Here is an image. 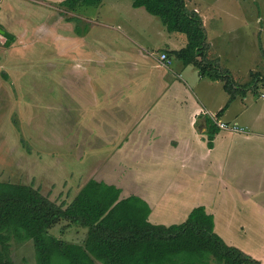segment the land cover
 <instances>
[{"label":"rangeland","instance_id":"374dc122","mask_svg":"<svg viewBox=\"0 0 264 264\" xmlns=\"http://www.w3.org/2000/svg\"><path fill=\"white\" fill-rule=\"evenodd\" d=\"M24 2L42 11L40 9L42 6H38L39 4L26 0ZM186 2L189 9L196 7L208 16L203 25L210 60L217 61L222 70H228L236 83L241 86L252 83L251 72L264 75V0H186ZM59 4H50V10L56 21L52 23L59 24L58 30L61 34L74 35L75 25L78 24L77 34H84L85 29L91 32V48L86 52L92 61L99 62L101 51L113 57L108 59L107 64H103L105 60L102 61V68L97 66L98 78L94 79L89 69L87 78L80 79V85L75 89L79 94L78 99L72 93L67 95L68 81L66 79L69 77L65 71L69 70L68 58H56L52 53L54 48L51 42H43L45 39L38 42L41 36L32 38V35L27 34L22 41L25 49L19 44L14 46L10 44L5 47L3 43L5 38L0 35L2 42L0 43L2 59L0 64V181L32 186L50 201L67 206L74 200L86 181L101 177L107 178V181H114L112 177L118 175L111 170L101 171L98 163L102 162V159L99 157L101 155L95 154L96 148L91 150L83 148L81 144H74L76 140L89 141L87 137L93 127L91 113L97 111L93 109L91 103L84 104L83 107L77 99L82 98L92 102V93L98 101L102 99L101 109L104 111L106 103L103 86L117 82L116 79L123 82L127 78L126 71L130 73L131 60L118 54L145 50L154 57H160L162 49L167 48L164 44L168 36L180 34L170 33L163 21L149 14L145 8H134L133 0H106L98 5L81 7L76 13L66 10ZM219 7L221 9H218ZM44 12L47 13L46 10ZM46 16L44 14V17ZM24 18L26 15L15 10H8L2 14L1 19L2 22L6 20L16 26L21 24ZM73 18H76L75 21ZM42 21L38 16L32 19L35 28ZM28 24H31V21H28ZM2 28L0 30L11 32L7 26ZM27 30L30 29L26 28ZM20 31L22 29L16 30V33ZM177 36H172L171 40L178 44L176 47L180 48L181 40ZM105 52L102 55H105ZM64 55L69 56V53ZM76 57H78L76 60L80 62L88 61V57L82 53ZM117 66H123L124 72L119 71ZM87 85L92 88L88 89ZM258 86V94L253 93V89H249L246 98H237L239 101L231 107V114L235 110L241 111L240 119L232 124L237 123L245 128L248 127V134L252 135L260 129L244 125V123L254 119L256 115H264V83ZM192 89L195 96L202 101L199 88H197L199 91ZM214 94L216 97L219 96L222 102L228 103L229 95L225 92L223 83H216ZM71 100L76 113L85 111L83 115L75 114L73 129L78 123L80 124L72 132L67 123L56 121L68 112ZM56 124L58 129L54 128ZM98 135L101 136V131L96 134V141H98ZM113 157L110 156L107 159L104 157L103 161H111ZM105 168L108 169L107 166ZM134 173L136 172H130L128 175L134 176L136 175ZM138 173L140 176H145L142 182L137 181L141 182L139 183L141 185L135 190L152 191L154 197L160 196L166 190H177L176 187H168L167 182L179 180L182 176L178 169L173 168L163 171L162 175L150 170ZM109 175L112 177L109 178ZM191 175L194 174L189 171L181 178L193 181V186L185 187L186 192L182 196H190V192L194 194L202 189V196L194 199L188 197L187 201H192L193 205L202 206L215 196L214 199L218 203L219 199L216 196L218 187L204 185V182L191 178ZM173 194V196H180ZM231 210L238 211L235 226L244 223L245 227L244 230L235 229V239L248 245H244L242 249L235 243V247L264 264V234H261L264 230V213L251 215L253 210L246 203H242L239 197ZM222 216L223 212L219 210L216 214L219 224L222 223ZM67 226L68 221H63L51 229L50 233L69 242L71 237H77L75 238L77 240L83 237L82 234L75 236L73 231L69 232ZM11 242L13 264H37L32 241L22 244H18L15 240ZM209 264L219 263L211 259Z\"/></svg>","mask_w":264,"mask_h":264},{"label":"crops","instance_id":"0c3cea01","mask_svg":"<svg viewBox=\"0 0 264 264\" xmlns=\"http://www.w3.org/2000/svg\"><path fill=\"white\" fill-rule=\"evenodd\" d=\"M26 1L39 4L38 6H42L40 8L42 11L33 8L24 0H0V29L7 26L11 30L8 33L13 36L9 44L7 38L3 36L5 47L10 44V46L19 44L25 49L22 41L27 34L32 35V38L41 36L38 42L44 39L43 42H51L54 48L52 53L56 58H68L69 70L65 71L69 77L66 79L68 81L67 95L72 93L76 98L79 94L75 89L80 85V79L87 78L89 69H91L94 79L98 78L97 66L102 68V61L105 60L103 64H107L108 59L113 56L101 51L99 62L92 61L86 52L91 48V32L89 29H85L84 34H77L78 24L75 25L74 35L65 36L59 32V24L52 23V21L54 23L56 21L51 13L50 4L61 3L65 0ZM191 9L201 15L203 23L205 18H208L203 10H198L196 7ZM8 10H15L26 15V18L22 19L21 24L16 26L11 25L6 20L2 22V14ZM44 14L47 16L44 17ZM37 16L43 21L35 28L32 19ZM75 19L73 18V21ZM28 21H31V24H28ZM26 28L30 30L26 31ZM19 29L22 31L16 33V30ZM172 36H177V34L168 36L164 44L167 48L161 51V54H168L171 59L170 65H165L160 61V57H154L153 54H149L145 50L118 54L131 60L129 64L130 73L126 71L127 78L123 82L116 79L117 82L103 86L106 103L104 111L101 109L102 99L98 101L94 94L91 93L92 102L82 98L80 101L78 100L79 96L77 97V102L83 107L84 104L91 103L93 109L97 111L91 113L93 123L91 125L93 127H90L92 130L87 137L89 141L83 139V141L78 142L76 140L74 144H81L83 148H90L91 150L97 149L95 154L101 155L99 157L102 159V162L98 163L101 166V171L111 170L118 175L115 177L108 176L114 178V181H107V178L102 177L91 180L103 182L122 190L119 200L137 196L146 201L151 208L148 221L153 225L169 227L183 224L192 210L201 207L193 205V202L187 201V198H199L203 195L202 189L194 194L190 192V196H182L188 186H193V181L181 179L187 172L192 171L194 175H191V178L204 182V185L217 186L219 191L216 196L219 202L217 203V200L214 199L215 196H212L202 206L205 207L208 214L214 217L215 232L226 244L235 247L234 244L236 243L243 249L244 245H248L238 242L234 232L235 229L244 230V223L235 226L238 211H232L231 208L239 197L242 203H246L253 210L251 215L264 213V115H256L254 119L244 123V125L260 129L253 135L224 131L219 128L220 131L214 135L213 146L209 148L207 133L212 116H217L219 113L220 118L217 117L219 120L229 124L236 122L240 119L241 111L235 110L231 114V107L239 100L235 99L232 103H229V100L228 103L222 102L220 97H216L214 94L218 82L202 78L195 67L185 66L175 56H171L169 52L180 50L187 45V38H184L186 37L184 34L177 36L181 40L180 48L176 47L178 44L171 40ZM0 43L2 42L0 41ZM103 52L105 55H102ZM65 53H69V56H65ZM80 53L88 57V61L76 60L78 57L75 58V56ZM1 62L2 59L0 58V64ZM117 69L124 72L123 66H117ZM87 80L88 82L91 81L89 78ZM87 86L88 89L92 88ZM192 88L194 90L199 88L202 101L195 96ZM237 98L246 97L238 96ZM70 103L68 112L56 121L67 123L72 132L80 124L78 123L73 129L76 115H83L85 111L76 113L73 101L71 100ZM61 108L63 109L62 105ZM54 128L58 129L57 124ZM86 128H88L87 125ZM99 131H101V136L98 135V141H96V134ZM96 144L98 145L96 146ZM110 156H114L111 161H103L104 157L107 159ZM106 166L108 169L105 168ZM109 166L111 167L109 168ZM172 168L178 169L182 176L179 180L168 181L167 185L168 187H176L177 190H166L157 197L152 195V191L135 190L137 186L141 185L139 183L145 176H140L138 172L143 173V171L150 170L162 175L163 171ZM130 172H136L134 173L136 175L131 176L132 173L128 175ZM88 181L82 184V189ZM173 193L180 196H173ZM219 210L223 212L221 224L216 218ZM70 231H73L75 236L81 234L83 236L79 240L75 239L77 237H71L70 242L73 243H81L87 234V230L76 227H69ZM261 234H264V230ZM98 264L101 263L98 262Z\"/></svg>","mask_w":264,"mask_h":264},{"label":"trees","instance_id":"16d2710c","mask_svg":"<svg viewBox=\"0 0 264 264\" xmlns=\"http://www.w3.org/2000/svg\"><path fill=\"white\" fill-rule=\"evenodd\" d=\"M102 1L106 0H65L59 5L76 13ZM132 5L159 17L170 33L186 36L187 45L169 54L195 67L202 78L223 83L229 103L245 97L249 89L259 93L264 75L251 72L252 83L241 86L228 70L208 58L203 19L188 8L186 0H133ZM209 123L211 148L220 130L212 120ZM121 193L115 186L90 180L64 206L32 186L0 181V264H13L12 240L18 244L32 241L37 264H209L211 259L219 264H263L227 245L215 232L214 217L205 207L192 210L183 224L153 225L148 221L150 205L137 196L119 200ZM63 221H68L67 228L87 230L81 243L51 235V229Z\"/></svg>","mask_w":264,"mask_h":264},{"label":"built area","instance_id":"2783aa9c","mask_svg":"<svg viewBox=\"0 0 264 264\" xmlns=\"http://www.w3.org/2000/svg\"><path fill=\"white\" fill-rule=\"evenodd\" d=\"M160 61L165 65L171 64V59L167 56V54L162 53L160 56ZM212 120L216 124L217 127L224 131H231L234 133H248V129L237 124H229L224 121H221L217 118V116H212Z\"/></svg>","mask_w":264,"mask_h":264},{"label":"water","instance_id":"95a60500","mask_svg":"<svg viewBox=\"0 0 264 264\" xmlns=\"http://www.w3.org/2000/svg\"><path fill=\"white\" fill-rule=\"evenodd\" d=\"M0 34L8 39V44L12 41L13 36H11L9 33H6L4 31H0Z\"/></svg>","mask_w":264,"mask_h":264},{"label":"flooded vegetation","instance_id":"af4514ba","mask_svg":"<svg viewBox=\"0 0 264 264\" xmlns=\"http://www.w3.org/2000/svg\"><path fill=\"white\" fill-rule=\"evenodd\" d=\"M7 41H8V39H7Z\"/></svg>","mask_w":264,"mask_h":264}]
</instances>
